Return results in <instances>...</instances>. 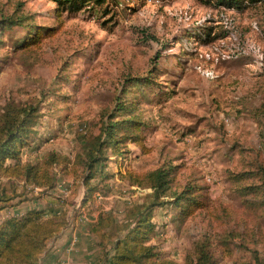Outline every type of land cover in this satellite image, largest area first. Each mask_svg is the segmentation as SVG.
<instances>
[{
  "label": "rangeland",
  "instance_id": "374dc122",
  "mask_svg": "<svg viewBox=\"0 0 264 264\" xmlns=\"http://www.w3.org/2000/svg\"><path fill=\"white\" fill-rule=\"evenodd\" d=\"M240 7L104 0L73 13L55 0H0V114L8 103L36 107L21 161L61 160L53 189L0 179L23 193L12 205L52 214L64 200L66 228L82 218L87 233L99 210L120 218L151 200L122 175L176 166L173 188L193 202L155 209L159 251L181 263L209 240L219 264H264V0ZM109 115L123 126L119 143L84 205L76 156Z\"/></svg>",
  "mask_w": 264,
  "mask_h": 264
},
{
  "label": "trees",
  "instance_id": "16d2710c",
  "mask_svg": "<svg viewBox=\"0 0 264 264\" xmlns=\"http://www.w3.org/2000/svg\"><path fill=\"white\" fill-rule=\"evenodd\" d=\"M55 1L63 10L73 13L82 10L90 1L98 4L104 2V0ZM258 1L260 0H218V4L227 8H241L243 4L250 5ZM3 22L18 25L20 21L9 17L3 18ZM119 108L122 111L126 110L122 105H118ZM111 117L112 115L108 116V121L101 132L87 141L82 152L76 156V165L82 171L74 182L77 181L76 183L85 189L84 205L90 202L94 192L98 190L93 180L99 174L98 166H102L103 169L106 166L105 152L119 143L117 131L123 126L121 127L116 121H109ZM38 118L36 107L14 103H8L4 107L0 114V179L19 180L25 186L53 189L56 179L51 169L53 165L60 164L61 160L58 156L51 154L41 164L21 161V147L25 139L30 137ZM64 168L67 170L68 167ZM177 169L176 166L160 167L142 175L129 171L122 175L132 184L150 187L151 200L131 208L128 206L120 218L111 210L98 211L97 217L88 226V232L97 238V264H219L209 240L195 243L192 255H186L181 263L165 257L159 251L158 245L152 243L155 230L152 219L155 209L164 205L180 207L193 202L189 190L179 192L173 188ZM74 175H77V171H74ZM7 191L5 185H0V211L14 207L12 201L23 197V193H17L16 188H13L11 193ZM166 198H169V201ZM64 202V200L57 201L61 207L52 214L34 208L23 215H14L5 219L0 224V264H41L55 240L69 224ZM185 211L183 210V213ZM193 212L187 211L184 214L185 218L191 216Z\"/></svg>",
  "mask_w": 264,
  "mask_h": 264
},
{
  "label": "crops",
  "instance_id": "0c3cea01",
  "mask_svg": "<svg viewBox=\"0 0 264 264\" xmlns=\"http://www.w3.org/2000/svg\"><path fill=\"white\" fill-rule=\"evenodd\" d=\"M56 205V204H55ZM38 208L37 206H16L6 208L0 211V224L7 218L14 215H23L27 211ZM95 218L97 216L93 215ZM88 219V218H87ZM82 218H77L73 226L66 228L62 234L55 240L50 251L45 255L41 264H97L98 263V248L96 240L92 238L88 230L82 222ZM81 221V222H79ZM94 221V220H93ZM92 220L90 222H93ZM86 225V224H85ZM91 236V238L85 237Z\"/></svg>",
  "mask_w": 264,
  "mask_h": 264
},
{
  "label": "built area",
  "instance_id": "2783aa9c",
  "mask_svg": "<svg viewBox=\"0 0 264 264\" xmlns=\"http://www.w3.org/2000/svg\"><path fill=\"white\" fill-rule=\"evenodd\" d=\"M61 264H69V263H61Z\"/></svg>",
  "mask_w": 264,
  "mask_h": 264
}]
</instances>
